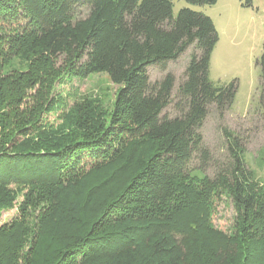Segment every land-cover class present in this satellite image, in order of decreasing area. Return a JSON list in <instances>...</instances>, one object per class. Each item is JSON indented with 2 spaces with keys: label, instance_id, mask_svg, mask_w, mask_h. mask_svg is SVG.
<instances>
[{
  "label": "trees",
  "instance_id": "obj_1",
  "mask_svg": "<svg viewBox=\"0 0 264 264\" xmlns=\"http://www.w3.org/2000/svg\"><path fill=\"white\" fill-rule=\"evenodd\" d=\"M251 1L241 0L243 6ZM172 6L173 0H0L1 58L32 57L30 66L39 63L49 83L103 72L118 85L107 125L92 106L77 105L94 116L69 141L43 146L26 141L54 133V124L43 119L57 103L54 97L40 93L38 112L22 116L14 96L26 94V83L0 89V208L20 190L55 186L58 191L79 185L89 170L111 165L107 179L86 191L90 207L98 192L128 177L92 208L95 214L70 215L81 232L64 243H56L61 235L49 227L62 219L53 209L40 236L21 222L1 226L0 264H249L251 258L264 264V198L246 164L245 142L222 129L223 153L216 157L202 132L211 111L221 114L231 105L237 80L217 85L209 78L218 40L212 19L186 7L173 16ZM8 27L12 35H6ZM183 57L176 78L167 69ZM256 64L263 90L264 44ZM153 68L164 72L160 79L151 80ZM197 171L231 199L246 222L242 237L220 239L200 232L197 219L193 224L183 219ZM44 233L50 237L46 242ZM247 239L258 245L255 253Z\"/></svg>",
  "mask_w": 264,
  "mask_h": 264
},
{
  "label": "rangeland",
  "instance_id": "obj_2",
  "mask_svg": "<svg viewBox=\"0 0 264 264\" xmlns=\"http://www.w3.org/2000/svg\"><path fill=\"white\" fill-rule=\"evenodd\" d=\"M242 2L217 0L214 4L193 5L185 0H173L172 15L175 16L180 8L186 7L201 11L212 19L218 40L210 55L209 78L217 85L236 79L237 89L231 105L223 113L211 111L204 121L202 132L205 145L210 147L216 157H220L223 153L222 129L239 133L245 142L246 164L253 179L260 184L261 196L264 198V89L262 90L259 82V67L256 64L264 44V0H252L250 6H243ZM12 32L13 28L8 27L6 35H12ZM2 37L5 41V34L2 33ZM29 57L20 53L8 55L6 59L0 57V70L3 71V80H0L3 89H0L10 91L16 81L26 83V94L14 96L18 100L15 107L18 106L22 116L29 115L31 111L38 112L36 100L40 93L41 98H46L47 94L48 98L54 97L57 103L43 114L44 120L54 124V133L42 137L32 136L27 139V145L43 146L48 141H69L79 132L81 123L87 124V118L94 116V111L100 123L107 125L110 122L118 85L106 73H92L84 78L72 77L62 82L58 80L49 83V79L42 75V69H37L39 63L37 67L30 66L33 62L32 57ZM185 63L186 58L183 57L171 63L167 71L173 72L176 78L181 77ZM163 74L164 72L153 68L150 71L151 80H158ZM77 105H90L94 111L90 114L87 110L81 112L76 108ZM3 111L7 112L4 108ZM78 115H82V118L77 123ZM111 170V165L89 170L78 186L60 188L58 191V187L53 186L16 192L10 202L0 208V227L21 222L20 226L27 225L31 233L40 236L43 220L53 209L55 215H59L55 212L60 211L62 219L59 218L57 224H49V227L61 235L56 240L57 244L66 242L73 233L81 232L74 221L68 220L70 215L81 218L95 214L96 210L92 208L99 206L102 199L111 196L114 188H120L126 182L128 177L110 185L102 195L98 192L91 201L92 206L87 207L86 191L100 185ZM210 172L208 169L212 176ZM60 206L63 207L59 209ZM183 219L192 224L197 219L203 229L200 232H213L220 239L242 237L241 227L244 223L246 225L231 199L222 190L208 186L198 171L193 172L191 178V194ZM31 233L29 232V239ZM43 239L46 242L50 237L44 233ZM247 240L248 250L255 253L258 245ZM254 260L255 258H251L248 263L253 264Z\"/></svg>",
  "mask_w": 264,
  "mask_h": 264
}]
</instances>
